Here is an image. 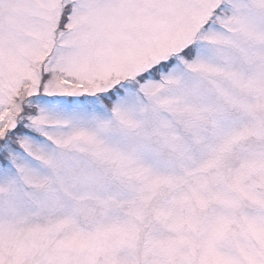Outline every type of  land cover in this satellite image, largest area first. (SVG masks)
<instances>
[{
    "label": "snow or ice",
    "instance_id": "6c2138e0",
    "mask_svg": "<svg viewBox=\"0 0 264 264\" xmlns=\"http://www.w3.org/2000/svg\"><path fill=\"white\" fill-rule=\"evenodd\" d=\"M0 264H264V0H0Z\"/></svg>",
    "mask_w": 264,
    "mask_h": 264
}]
</instances>
